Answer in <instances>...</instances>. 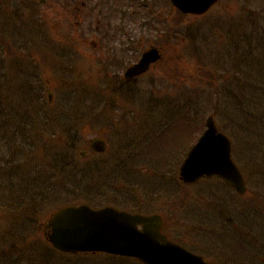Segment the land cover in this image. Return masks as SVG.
I'll return each instance as SVG.
<instances>
[{
	"label": "rangeland",
	"instance_id": "1",
	"mask_svg": "<svg viewBox=\"0 0 264 264\" xmlns=\"http://www.w3.org/2000/svg\"><path fill=\"white\" fill-rule=\"evenodd\" d=\"M167 1L92 0L93 3L89 1L83 9L78 27L75 26L71 8H56V11L64 16L60 22L46 16V27L40 30H54L56 27L58 31L66 33L67 41L80 47L79 52L75 53L73 49L70 50L72 45L69 44L71 46H68V50L74 56L67 54L72 56V62H69L67 57V64L78 63L77 68H82L81 71L90 72V66L86 64H90L92 58L97 55L91 48L97 39L95 29L115 31L120 41H123L124 33L126 36L129 34L131 40L136 42L134 45L137 49L155 43L161 34L163 40L171 41L177 50L178 61L170 62L169 65L163 62L143 77L140 85L141 92L144 93L142 100L136 101L134 106L129 101L124 102L126 108L142 111L140 118L125 117L123 120L127 122L111 124L117 127L115 130L104 128L107 124L105 121L111 119L109 117L90 118L87 114L83 115V111L96 104L94 101L98 100V96L93 95L96 91L89 84L77 85L75 78L70 76V71L62 83L67 100V120L64 117L61 119L78 129V140L76 136V140H69L70 134L60 129L59 117H48L50 124L46 123L42 127H37L38 123L47 118H34L33 122L39 121L36 128L40 129L39 133L35 134L24 132V127L29 124L27 117L7 116L6 119H10L12 125L2 127L6 133L0 129V158L7 156L9 161L5 164L9 166L8 169L25 163L29 164L30 172H45L46 167L40 159L45 160L53 155L54 152L50 150H60V156L64 157L62 159L70 158L74 161L87 140L96 136L93 129L101 131L100 135L108 146L107 151L98 158L114 161L103 162L98 168L103 171L93 170L95 168L91 169V166L84 167L85 170L81 172L70 168L64 187L66 192L61 189L63 184L60 186L65 182L62 180L60 184L45 189L26 184L16 195L13 194V198L24 195L26 200L32 198L41 204L43 201L39 194L51 198L44 206L38 208V212L30 215L32 226L28 230L13 228L16 214L12 211L19 203L12 201V196H8L13 192L10 188L2 190L0 187V236L6 237L0 239V260L11 254L10 258L16 259L13 264L15 261L18 264V260L28 264H138L105 254L82 257L54 255L37 231L38 224L45 220L48 212L66 205H79L86 200L88 203L93 195L91 187L99 183L100 174L107 176L109 169H115L121 174L135 172L129 174L131 181L127 178L124 181V178L117 176L120 180L116 181L115 185L122 187L121 190L127 187L135 197H143L144 200L150 198V195L154 196L155 191L152 190L158 192L155 193L158 200L142 208L146 211L144 213H149L147 209L164 213L172 211L173 237L184 238L186 241L195 238L198 243L204 245L206 253L211 257L235 259L236 264H264V0H219L201 16H183L176 11L171 12ZM108 3L117 5L120 12H134L125 19L117 20L112 17L111 21L107 22L104 18L110 15L106 14ZM39 8L43 13L50 5ZM147 10H150L149 13ZM102 11H106L105 14ZM101 14H104V21ZM169 29L172 30L171 38L166 35ZM26 30L33 35L37 32L32 27H27ZM19 32L15 33V40L25 43L28 38L17 37ZM43 34L37 38L40 42L43 41ZM39 41L37 43L40 45ZM137 55L134 50L132 56ZM13 63L10 59L7 60L6 69L11 83L5 88L9 89L8 92L16 88L19 80H25L27 72H22V69L21 73L18 72L11 66ZM58 85L59 82H56L55 86ZM26 87L31 88L28 84ZM33 89L30 90L26 101H16L17 106L23 110H32L37 105L39 112L45 111V87L37 84ZM58 93L57 91V99ZM16 96L20 97V93ZM0 102L3 110L14 106L10 96H5L4 99L0 97ZM106 102L101 101L98 106L102 107L104 103L110 108L108 101ZM31 106L34 108H30ZM89 111L95 112L98 109L93 106ZM208 116H213L217 127L233 142V160L240 168L248 189V193L243 197H238L216 179L193 187L185 186L183 192H180L176 178L178 165L183 161L189 146L193 144L194 135L191 132L183 133L184 142H180L179 132L188 125L190 128L194 127V130H203L204 120ZM71 135L74 136V133ZM50 138L57 140L59 144L65 145V141L67 144L71 141L72 145L77 146L74 150L57 145L56 149H52L48 144ZM12 140L24 144L29 160L16 162L18 158L14 150L18 144L12 146L9 143ZM46 148L50 151L49 154H44ZM123 158L129 165H110L122 161ZM137 165H141L139 167L142 169ZM1 166L0 164V169ZM149 168L153 172L151 175H148ZM167 173L170 174L168 178ZM174 174L176 181L173 180ZM26 175L29 176L30 173ZM36 177L38 182L41 177ZM13 183L15 192L17 185L21 184ZM177 187L181 195L176 192ZM214 207L227 208L223 211L224 222L213 219L214 216L218 217L217 212L210 213L214 211L208 209ZM24 215V218H29V214ZM227 223L237 224L232 232L235 236H230L232 241L227 230L223 228ZM7 228L9 231L5 233ZM249 233H253L250 239L246 236ZM238 238L241 239L236 242ZM7 239V244L13 239L18 244L27 245L9 246L5 244ZM3 248H10L11 251L1 252Z\"/></svg>",
	"mask_w": 264,
	"mask_h": 264
},
{
	"label": "flooded vegetation",
	"instance_id": "2",
	"mask_svg": "<svg viewBox=\"0 0 264 264\" xmlns=\"http://www.w3.org/2000/svg\"><path fill=\"white\" fill-rule=\"evenodd\" d=\"M89 1L91 4L93 3L92 0H0V81L8 83L7 80L9 79V76L8 69H6L8 66L7 60L14 59V66H11H13L15 70H18L20 73V69H22V72L27 71L25 72L26 76H24L25 80H19L18 84L21 87H26L27 84L31 86V88H28L29 90H34L33 88L37 84L45 87L46 105H44V107L46 109L45 111L38 112V115L47 118L63 117L66 114L67 100L64 95L65 91L62 83L65 81V75L70 71V76L75 78L77 85L82 86L89 84L91 88L96 91L93 95L98 96V100L94 101L96 104L93 105L98 111H89L93 107L91 105V109L82 112L83 115L87 114L90 118L109 117L111 119L105 121L108 125L106 124L104 128L115 130L117 127L115 128L111 124L123 122V118L125 117L126 119L140 118L142 111L126 108V101L131 102L134 106L136 101L142 100V95L144 93L141 92L140 85L143 77L156 69L157 66L161 65L163 62H165L164 64L166 65H169L170 62H177V50L172 46L171 41H168L167 39L163 40V35L161 36V34L158 36L155 43L137 49L134 45L136 42L131 40L129 34L126 36L124 33V39L123 41H120L119 35L116 34L117 32L115 31L95 29L97 39L91 48L97 55L92 58L90 64H86L87 66H90V72L86 70L81 71L80 69L82 68L78 69L77 65L75 68L74 62L67 64V57L68 61L72 62L70 59L72 58L71 55L74 56V54L70 53L68 50L66 33L58 31L56 27H54V30L44 29L43 31H41L40 28L46 27V16L53 17V20H56L57 22L64 19V16L56 11V8L59 6H63L66 9L71 8L73 11L75 26L78 27L82 19L83 9L87 6ZM49 5L50 8L45 9L42 13L39 7H46ZM51 17L49 19H51ZM27 27H32L34 31H37L35 32V35L29 33L27 30L26 32L25 29ZM17 32H19L17 37L23 39L28 38L25 41L26 44L4 46L3 44L7 42V39L12 37L16 38L15 33ZM171 32V29H169V32L167 31L166 35L168 38L172 37ZM42 34L43 41L40 42L37 38L42 36ZM37 41L41 44L39 45ZM72 49L75 53H78L80 47L71 46L70 50ZM148 49L156 50L158 61L154 66H151L150 71L145 75L133 79H126L124 76L126 69L136 64ZM134 50L138 53L136 57L132 56ZM69 53L71 55L67 56ZM74 70H76V72H74ZM56 82H59L58 86H55ZM57 91L59 92V99L56 98ZM16 98L18 99L20 97L16 96ZM101 101H108L110 108L104 105V103L102 107L98 106ZM63 130L68 133L75 132L76 130L79 132L74 125L65 126ZM93 131L96 136L87 140V146L85 145V147L79 151V158L74 161H76L79 167L91 166V169L95 168L93 170L103 171V169H98L103 162L105 163L114 160L98 158V156L104 154L97 153L98 143L100 142L103 145L102 141L105 139L100 135L101 131L97 129H93ZM190 132L193 135L198 133L197 131H194L193 127L190 128L189 125L182 128L179 132L180 142H184L183 133L190 134ZM104 143L107 150L108 146L106 141H104ZM110 165L126 166L129 164L124 161L123 158L122 161L113 162ZM109 170L110 173L107 176L103 175V177L102 174H100V180H98L99 183L96 186L94 185V190L92 191L93 195L90 198L89 203L92 208L111 206L118 210L128 211L130 213L159 214L163 220L161 231L172 242L183 246L192 253L202 256L206 262L216 264H236L237 260L223 258L222 256H220L218 260H211L205 257V254L200 253L205 250L203 247L204 245L198 243L196 240L186 241L184 238H174V227L171 226L172 211L164 213L163 211L156 212L154 209H147L149 213H144L146 211L142 208V206L144 207L145 205L155 203L158 200V195L154 194V196L144 200L143 197H135L134 194L130 193L131 191L129 189L127 190V187H125L124 190H121L122 187L115 185L117 184L116 181L120 180L117 176L124 178V181H126V178L128 181H131L129 180V174L131 175V171L128 172V174L124 172L121 174L119 170V172L115 169ZM133 182L137 183L135 181ZM140 199L142 201H140ZM42 232L46 233L47 230H42Z\"/></svg>",
	"mask_w": 264,
	"mask_h": 264
},
{
	"label": "water",
	"instance_id": "3",
	"mask_svg": "<svg viewBox=\"0 0 264 264\" xmlns=\"http://www.w3.org/2000/svg\"><path fill=\"white\" fill-rule=\"evenodd\" d=\"M170 1L183 14L202 15L218 0ZM157 59L155 50L144 53L125 76L141 75ZM205 126L206 131L180 167V179L193 183L203 177L218 176L243 195L246 187L242 174L231 160L230 141L218 133L212 117L205 120ZM97 150L103 152L104 148L100 145ZM49 223V242L65 253L106 252L132 257L144 264H206L200 257L170 243L160 233L161 219L157 215H130L110 207L92 210L81 205L51 214Z\"/></svg>",
	"mask_w": 264,
	"mask_h": 264
},
{
	"label": "trees",
	"instance_id": "4",
	"mask_svg": "<svg viewBox=\"0 0 264 264\" xmlns=\"http://www.w3.org/2000/svg\"><path fill=\"white\" fill-rule=\"evenodd\" d=\"M0 91H1V87H0ZM1 97V96H0ZM0 110L1 112L3 111V107H1V102H0ZM6 110V109H5ZM0 129L2 130V132L6 133L2 127H5V126H10L12 125L10 123V119H6L8 118L7 115L5 114H2L0 115ZM29 125V124H28ZM30 126V125H29ZM16 129V127H15ZM25 131L24 132H28V133H39V132H36V131H31L28 127H24ZM36 136V135H35ZM5 137V136H4ZM7 140H9L7 138ZM50 141L48 142L49 144V148L52 147L53 145V148L54 146H59V143H57V140L53 139V138H50L49 139ZM10 144H12V146H15L18 144V147L16 150H14L15 152V156L18 158V160L16 162H25L26 160H29L28 158V155H26V151H27V148L24 146V144H21V143H18V142H15L14 140L10 141L9 142ZM55 144V145H54ZM72 144L68 145V147H71ZM11 149V148H10ZM46 152H44V154H46L48 152V148L45 149ZM264 152V151H263ZM60 155V152H55V154H53L51 156V158H57L58 156ZM9 156V155H8ZM39 158H41L39 156ZM42 159V158H41ZM53 160V159H52ZM9 160H7V156L3 155L1 158H0V164L2 165V169H0V179H1V186L3 188H10V190L13 189V181H14V176H13V172H12V168L11 169H8L9 166H7L5 164V162H8ZM54 162V161H53ZM50 162L49 165H47V169L44 170L45 173L44 174H40L41 172H43V170H40V171H35L33 172L32 175L29 176V178L27 177V175H23L21 178L18 179V182L20 184H32V185H35L37 187H41L39 185V183L37 182V177L36 176H41V175H45L48 177L47 180H44L42 183L45 184V183H52V182H55L56 181V177L59 175H63V164L59 163V162ZM261 164V163H259ZM29 164H25V163H21L19 164L18 166L16 167H27ZM263 166V165H262ZM15 168V167H14ZM13 168V169H14ZM62 168V169H61ZM63 170V171H62ZM24 172H27L29 173V170H23ZM65 172V171H64ZM12 180V181H11ZM16 215L18 214H23L24 213V210H19V211H14Z\"/></svg>",
	"mask_w": 264,
	"mask_h": 264
}]
</instances>
